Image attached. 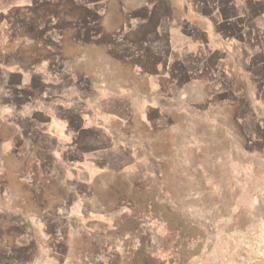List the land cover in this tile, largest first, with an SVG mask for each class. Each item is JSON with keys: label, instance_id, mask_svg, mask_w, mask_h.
<instances>
[{"label": "rangeland", "instance_id": "obj_1", "mask_svg": "<svg viewBox=\"0 0 264 264\" xmlns=\"http://www.w3.org/2000/svg\"><path fill=\"white\" fill-rule=\"evenodd\" d=\"M77 1H0V262L264 264V227H216L238 190L236 169L196 141L212 113L205 66L182 78L147 46L163 16L218 22L232 9L172 0L182 5L138 15L122 0L100 9ZM24 69L33 86H10ZM55 76L74 80L76 101L90 100L80 106L91 144L76 142L72 159L56 144V135L69 139L57 119L59 89L41 80ZM41 109L55 118L42 136L34 126ZM85 215L92 227H58Z\"/></svg>", "mask_w": 264, "mask_h": 264}, {"label": "crops", "instance_id": "obj_2", "mask_svg": "<svg viewBox=\"0 0 264 264\" xmlns=\"http://www.w3.org/2000/svg\"><path fill=\"white\" fill-rule=\"evenodd\" d=\"M0 1L7 4L14 0ZM122 1L121 8L132 7L133 12L138 15L139 12L149 15L150 9L160 3L171 9L182 5L179 2L173 3L172 0ZM108 2L77 1L82 7L99 9L108 6ZM195 2V8H203L206 4L215 9L228 7L233 14H223L218 22L204 20L206 17L203 16L197 17L195 21L173 15L163 16L159 26L154 27L155 33L149 37L147 46L153 49L154 57H162L163 60L166 58V63L171 61V69L182 78L189 74L193 65L200 63L206 68L208 80L203 98L211 105L212 113L206 119L205 127L195 134L196 141L197 144L210 147L211 151L219 152V160L231 169H236L231 185L233 190L237 185L238 190L237 194L230 192L228 199H232V202L223 214L225 219L216 227H264V29H258L264 24V0H227L224 6L221 5L222 0H207L206 4L201 0ZM182 3V7L186 6L184 0ZM238 7H244L248 12L243 16L235 15L233 9ZM133 15L135 14L125 12V19L130 22V17H135ZM212 28L213 32L209 34L210 31L207 30ZM230 45L235 48L232 49ZM173 56L179 58L172 61ZM36 73L31 72L32 75ZM16 74L21 79L16 84L10 81V86H33L34 77L30 79L26 69ZM47 78L43 77L42 82L47 83L50 88L59 89L55 97L58 110L60 109L57 119L65 121L69 129L67 140L55 134L56 144L61 145L72 159L76 150L78 151L76 142L79 141V146L91 144V131L94 128L90 120L84 117V112L88 109L80 106L90 103V100L79 98L76 101V83L73 79L59 76ZM80 85L91 86L88 80H82ZM37 113L38 117L34 120L35 131L38 130L40 136L47 135L46 127L51 119H55L54 115L48 114L47 109H41ZM30 122L32 121L28 117L23 125ZM23 125H19L18 137L21 136L19 130H23ZM241 199L243 202L238 203ZM217 216L223 217L221 213ZM56 217L57 221L61 220L59 217H64V214ZM81 218L68 216L67 223L58 227H92L87 215ZM108 227L117 226L115 224ZM7 261L12 262L13 259L7 257L0 264H7Z\"/></svg>", "mask_w": 264, "mask_h": 264}]
</instances>
